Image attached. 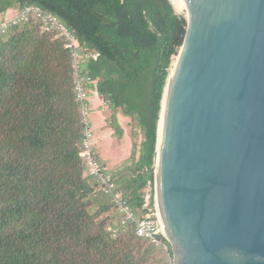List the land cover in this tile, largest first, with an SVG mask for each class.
<instances>
[{
  "label": "trees",
  "instance_id": "1",
  "mask_svg": "<svg viewBox=\"0 0 264 264\" xmlns=\"http://www.w3.org/2000/svg\"><path fill=\"white\" fill-rule=\"evenodd\" d=\"M29 7L56 17L76 39L84 91L112 112L114 136L123 137L118 112L138 130L139 145L132 143L117 170H107L92 150L133 217L145 216L184 16L169 0H0V27L8 12ZM64 46L59 32H42L34 18L0 31V264H172L166 239L155 245L138 238L88 173L73 59Z\"/></svg>",
  "mask_w": 264,
  "mask_h": 264
},
{
  "label": "water",
  "instance_id": "2",
  "mask_svg": "<svg viewBox=\"0 0 264 264\" xmlns=\"http://www.w3.org/2000/svg\"><path fill=\"white\" fill-rule=\"evenodd\" d=\"M186 20L151 170L172 264H264V0H169Z\"/></svg>",
  "mask_w": 264,
  "mask_h": 264
},
{
  "label": "built area",
  "instance_id": "3",
  "mask_svg": "<svg viewBox=\"0 0 264 264\" xmlns=\"http://www.w3.org/2000/svg\"><path fill=\"white\" fill-rule=\"evenodd\" d=\"M31 18H34L40 25L42 32H59L65 38V48L70 50L73 59V69L75 70V90L77 94V99L80 102V110L83 116V121L85 124V140L83 142V150L80 156L84 159L85 164L88 169L90 176L95 177L100 183V188L104 194L111 197L112 202L117 207L118 211L123 215L122 224L126 222H133L135 224V234L138 238H142L149 243L159 245L161 243V238L164 235L161 232L160 225L157 218L156 208H155V191L153 196L152 208H148L149 196L147 195L144 200L143 207L147 210V214L139 219L133 217L127 202L125 201L123 194L117 189L113 178L104 173L99 163L96 161L92 147L90 146V134L88 123L86 121V101L87 96L84 91L82 80L78 75V66L81 56L78 53V43L76 39L71 35V33L58 21L56 17L48 14L39 8L29 7L24 11L18 13L16 16L3 23L0 27L2 31L7 24H15L18 22H28ZM94 59L97 55H91ZM154 190H155V179H154ZM165 239V238H164ZM166 249V248H165Z\"/></svg>",
  "mask_w": 264,
  "mask_h": 264
},
{
  "label": "rangeland",
  "instance_id": "4",
  "mask_svg": "<svg viewBox=\"0 0 264 264\" xmlns=\"http://www.w3.org/2000/svg\"><path fill=\"white\" fill-rule=\"evenodd\" d=\"M176 13L181 15L178 12ZM16 14L17 13H14V15ZM11 18L8 17L7 21ZM86 96V121L88 123L90 134V146L102 160L107 170H117L127 160H124V157L127 156L131 143L134 142L137 146L139 145L140 134L138 130L132 127V124H128L127 119L130 120V118L122 115L123 117H120V121L123 126H121L123 129V137L119 139L114 136L113 130L109 128V125L107 124L112 112L106 107L107 105L98 101L94 102V100H96L94 93L92 94L88 92L86 93ZM109 214L110 212L107 213V215Z\"/></svg>",
  "mask_w": 264,
  "mask_h": 264
},
{
  "label": "crops",
  "instance_id": "5",
  "mask_svg": "<svg viewBox=\"0 0 264 264\" xmlns=\"http://www.w3.org/2000/svg\"><path fill=\"white\" fill-rule=\"evenodd\" d=\"M14 11H10V12H8V15H9V17L11 18V17H13L14 16ZM96 97V100H94V102L95 101H98V102H100V103H102L100 100H99V98L97 97V96H95ZM103 104V103H102ZM105 105V104H104ZM107 107V106H106ZM122 116V114L120 113V112H118L117 114H116V117H117V120H118V122H119V124H120V126H122L121 124H122V122L120 121V117ZM123 117V116H122ZM127 121H128V124L131 122V120H129V119H127ZM123 127V126H122ZM131 150H132V143H131V147H130V149L128 150V153H127V156H125L124 157V160H126V159H128L129 157H130V154H131ZM123 160V161H124Z\"/></svg>",
  "mask_w": 264,
  "mask_h": 264
},
{
  "label": "bare ground",
  "instance_id": "6",
  "mask_svg": "<svg viewBox=\"0 0 264 264\" xmlns=\"http://www.w3.org/2000/svg\"><path fill=\"white\" fill-rule=\"evenodd\" d=\"M172 4V3H171ZM173 5V4H172ZM174 7V6H173ZM174 9L176 10V12H178L177 11V9L174 7ZM179 13V12H178ZM176 60H177V57H174L173 58V62H172V65H171V69H170V74L172 73V71H173V68H174V66H175V64H176Z\"/></svg>",
  "mask_w": 264,
  "mask_h": 264
}]
</instances>
